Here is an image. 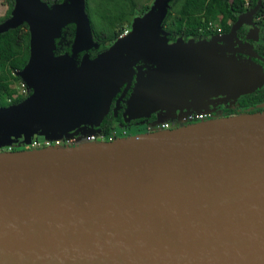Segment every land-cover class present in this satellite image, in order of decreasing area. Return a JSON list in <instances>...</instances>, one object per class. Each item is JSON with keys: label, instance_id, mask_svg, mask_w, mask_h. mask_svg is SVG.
<instances>
[{"label": "water", "instance_id": "obj_1", "mask_svg": "<svg viewBox=\"0 0 264 264\" xmlns=\"http://www.w3.org/2000/svg\"><path fill=\"white\" fill-rule=\"evenodd\" d=\"M169 1L154 0L127 35L78 62L93 47L84 0H14L0 34L26 24L29 58L16 76L30 94L0 106V150L102 133L123 86L116 103L131 89V121L168 118L190 93L236 98L264 84L259 71L228 69L222 36L168 43ZM68 24L70 53L55 55ZM0 264H264V112L0 151Z\"/></svg>", "mask_w": 264, "mask_h": 264}, {"label": "trees", "instance_id": "obj_2", "mask_svg": "<svg viewBox=\"0 0 264 264\" xmlns=\"http://www.w3.org/2000/svg\"><path fill=\"white\" fill-rule=\"evenodd\" d=\"M41 1L49 8L53 5L65 2V0ZM86 1L87 4L85 7V13L89 20L92 32L93 47L87 52H81L77 57L78 62L84 53H87L89 58L93 59L97 55L106 52L119 38L122 30L124 29V25L128 24L130 27L134 16H139V14L144 15L150 8L147 4H145L144 0ZM258 1L259 0H170L168 2L167 13L162 22V26L168 33L167 39L170 35H175L176 38L181 36L184 40L193 38L195 41L202 40H196V38L209 37L208 40H210L212 37L219 36H222L224 40L226 39V41L232 40L240 28L244 25H248L243 24L239 26L235 30L233 36L226 37L231 33L232 26L237 23L238 16L246 14L248 11L252 10ZM3 2L7 9L4 16L0 17V24L8 19L14 6V0H3ZM92 2H94L93 6H91ZM95 17H97V20H95ZM254 17L258 22L257 24L264 28L263 0H261V6L254 13L252 21ZM220 30L226 34L220 35ZM74 31L75 26L73 24H68L61 30V37L55 41V55L70 53V47L74 38ZM244 33H246V29L244 30ZM176 38H174V40ZM226 41L221 43L223 47L224 44H226ZM249 41V39L246 40V46L253 50V45ZM257 50L261 54L264 52V41L263 43L257 45ZM237 54L240 53L233 51H224L219 53V55H223L225 57L224 61L226 62L229 70H255L264 74L260 69L245 67L242 65L243 63L238 64L236 62ZM28 58L29 32L25 23L0 34V106L6 107L12 104H18L27 97L16 95L15 98H13L16 91L15 88H13L12 83L16 85L19 78L16 77L15 74L23 69L28 61ZM211 60L214 61V57L210 59L208 68L211 67ZM207 83L209 85V80H207ZM123 89L124 86L118 93H122ZM243 95L245 96L244 99H242L240 106L246 112L244 114L264 112V90L257 88L251 92V94L247 93V95ZM6 98H12L11 102L7 103ZM260 105L263 106L260 107ZM113 121V115L111 114L109 107L108 113L103 117L100 125V129L103 134L108 135L110 133L109 127Z\"/></svg>", "mask_w": 264, "mask_h": 264}, {"label": "flooded vegetation", "instance_id": "obj_3", "mask_svg": "<svg viewBox=\"0 0 264 264\" xmlns=\"http://www.w3.org/2000/svg\"><path fill=\"white\" fill-rule=\"evenodd\" d=\"M87 1L85 0V7H86ZM150 7V6H149ZM142 16V15H141ZM139 16H134L131 21L134 20V18ZM243 21L247 22L249 21V17H243ZM255 17L253 18V21L250 25H244L242 28H240L232 40H227L226 44H224V47H227L233 51H237L240 54L236 55V62L238 64H242L245 67L250 68H256L260 69L264 73V52L261 54L257 50V45L260 43H263L264 41V28L262 26L257 24ZM264 24V19H263ZM131 25L129 27L128 24L124 25V28H126L127 31H130ZM128 28H127V27ZM246 29V33H244V30ZM219 34L225 35L226 33H223L222 30H220ZM174 38H176L175 35H170L168 38V43H173ZM209 38V37H208ZM207 37L202 38H196L202 39V40H208ZM249 39L250 43L253 45V50L246 46V40ZM242 53V54H241ZM244 54V55H243ZM140 67H143V71H149V68L144 66V64L140 63L138 64ZM134 84V81L132 83V86ZM260 90H264V84L259 88ZM131 89L128 90L127 93H125L123 99L119 102V104L116 103V100L121 96L122 93H117L116 97L113 99L111 106H110V112L113 115V123L110 125L109 129L110 131H114L115 138H122V137H130L134 135L144 134L151 131L150 125L154 123L156 120V115H152L150 119H144V118H138L135 120L128 121L127 117L123 116V113L125 111V101L128 99L129 95L131 94ZM29 93H27L26 96H28ZM251 94V93H250ZM201 93H190V97L187 103L180 105L179 107H176L178 110L174 112L169 117L170 126L178 124V127L184 125V123L180 120L186 113H197L204 112L209 113L211 119L215 118H224L239 114L246 113L243 108L240 106L242 99H244L245 95H240L236 98H231L226 95H214V93H206L204 96H201ZM247 95V94H246ZM25 96V97H26ZM263 105H260V107ZM157 112H160L158 110ZM184 113L183 115H179L180 113ZM171 128V127H170ZM125 132V135L122 136V132ZM42 137H38L36 139H41ZM81 137H74L73 141H79L81 140ZM20 144L13 145L12 148H9L6 150L10 151H18L21 150ZM1 151V150H0Z\"/></svg>", "mask_w": 264, "mask_h": 264}, {"label": "built area", "instance_id": "obj_4", "mask_svg": "<svg viewBox=\"0 0 264 264\" xmlns=\"http://www.w3.org/2000/svg\"><path fill=\"white\" fill-rule=\"evenodd\" d=\"M264 4V0H263ZM129 31L124 28L122 30L120 37H123L127 35ZM17 73V72H16ZM16 76V75H15ZM17 77V76H16ZM16 94L14 95L13 98H15L16 95L18 96H26L28 93V89L26 85L19 79L18 83H16L15 87ZM12 98H7L6 102L10 103ZM210 114L209 113H204V112H197V113H186L180 120L184 123V125L192 124V123H198V122H204L210 120ZM182 125V126H184ZM151 131H156V130H168L170 128V122L168 120H164L163 122H154L150 125ZM122 136L125 135V132L122 130ZM80 137H85V141L83 139V142H97V141H112L115 139L114 131H110L108 135H105L103 133L100 134H92L90 136H80ZM78 141H73V138L65 140V139H59V140H47L44 138L41 139H33L29 145L25 146H20L23 149H39V148H45L49 146H64V145H74ZM8 149V148H7ZM10 151V150H7Z\"/></svg>", "mask_w": 264, "mask_h": 264}, {"label": "rangeland", "instance_id": "obj_5", "mask_svg": "<svg viewBox=\"0 0 264 264\" xmlns=\"http://www.w3.org/2000/svg\"><path fill=\"white\" fill-rule=\"evenodd\" d=\"M153 1L154 0H144V2H145V4H147L148 6H150L151 7V5H152V3H153ZM94 5V2H92L91 3V6H93ZM6 9H7V7H6V5L4 4V2H3V0H0V14H4L5 12H6ZM149 10V9H148ZM141 15L142 14H139V17H141ZM0 17H2V16H0ZM94 17V16H93ZM95 20H97V17H95ZM127 27V26H126ZM128 28V27H127ZM130 32V31H129ZM16 75V74H15ZM19 81V80H18ZM18 81L16 82V83H18ZM12 86H13V88H15L16 87V85H14V83H12ZM206 93H201V95H200V97L201 96H204ZM7 99V98H6ZM168 101H171L170 99H168ZM199 112V111H198ZM184 113H180L179 115H183ZM169 119V117L168 118H166V117H162V118H160L159 120H157V122H159V123H161V122H163L164 120H168ZM215 119H219V118H215ZM171 129H174V128H176V127H178V124H176V125H172L171 124ZM151 132V131H150ZM83 140L85 139V137H81ZM83 140H79L78 142H77V144H80V142H83ZM85 141V140H84ZM12 146H13V144H12ZM12 146L11 145H6V146H4V148H2V150L1 151H7L6 150V148H12Z\"/></svg>", "mask_w": 264, "mask_h": 264}, {"label": "crops", "instance_id": "obj_6", "mask_svg": "<svg viewBox=\"0 0 264 264\" xmlns=\"http://www.w3.org/2000/svg\"><path fill=\"white\" fill-rule=\"evenodd\" d=\"M4 14H5V13H4ZM4 14H0V16H2V17H3V16H4Z\"/></svg>", "mask_w": 264, "mask_h": 264}]
</instances>
